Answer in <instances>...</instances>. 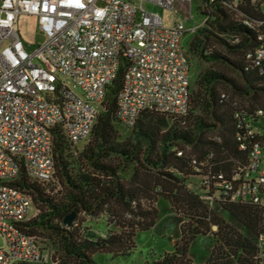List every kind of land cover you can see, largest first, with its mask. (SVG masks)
Here are the masks:
<instances>
[{
	"label": "trees",
	"instance_id": "1",
	"mask_svg": "<svg viewBox=\"0 0 264 264\" xmlns=\"http://www.w3.org/2000/svg\"><path fill=\"white\" fill-rule=\"evenodd\" d=\"M198 8L204 26L194 31L188 51L208 67L193 85L190 79L185 114L146 110L133 127L123 125L131 132L120 136L123 60L82 151L74 150L78 144L59 124L52 129V178L33 179L22 165L10 182L38 212L20 230L46 244L52 264H96V254L125 257L136 249L137 232L169 227L173 251L146 264H197L189 249L199 237L212 244L198 264L260 263L264 203L230 201L219 175L249 179V151L255 144L264 148V116L258 114L264 109V61L248 58L264 46V4L199 0ZM70 214L75 218L67 226ZM86 219H104L105 230L87 226Z\"/></svg>",
	"mask_w": 264,
	"mask_h": 264
},
{
	"label": "built area",
	"instance_id": "2",
	"mask_svg": "<svg viewBox=\"0 0 264 264\" xmlns=\"http://www.w3.org/2000/svg\"><path fill=\"white\" fill-rule=\"evenodd\" d=\"M146 2L170 11L172 24L144 9ZM192 2L0 0V236L7 244L0 248V264L51 262V254L20 230L32 201L10 182L22 165L33 179L52 178V129L63 124L69 141H86L123 60L127 68L117 97L120 123L131 128L146 110L186 113L190 62L182 40ZM22 16L38 19L43 41L36 48L18 29ZM248 58L260 65L264 46ZM55 92L60 97H53ZM258 114L264 116V109ZM262 145L249 151L245 176L251 179L240 182V173L231 180L219 175L230 201L264 203ZM258 247L259 264H264V227Z\"/></svg>",
	"mask_w": 264,
	"mask_h": 264
},
{
	"label": "rangeland",
	"instance_id": "3",
	"mask_svg": "<svg viewBox=\"0 0 264 264\" xmlns=\"http://www.w3.org/2000/svg\"><path fill=\"white\" fill-rule=\"evenodd\" d=\"M199 0H193L191 5V14L189 20H187L184 16V20L187 27V33L183 36L182 45L184 50L187 52V56L190 58L191 62V74L190 79L192 85L194 84V79L196 78L197 74L200 72L201 69L208 67V65L200 64L198 60H194L191 54L188 51V42L190 41L191 37L194 35V31L197 28L204 26L205 18L199 14L198 8ZM144 9L149 12L159 14L165 24L167 26L172 24L171 20V12L166 10L165 8L153 4V3H144ZM18 29L21 32L22 38L25 42L29 43L31 48H36L42 41L43 37L39 30V23L38 19L35 16H22L19 20ZM218 49H222L221 45H217ZM232 77H235V74L228 70L226 72ZM119 135L124 136L125 133L129 135L131 132L130 130L126 129L123 124H118ZM128 131V132H126ZM88 144V142H83L74 147L75 151H82V149ZM162 206L164 207L165 202L162 201ZM161 207V204L160 206ZM161 207V208H163ZM37 209L35 206L32 205L31 210L26 218V220L32 219L37 214ZM86 225L92 227L98 232H103L105 230L106 224L104 219L99 220H88L86 219ZM171 227L166 229L165 231L157 230V229H150L147 231H139L135 237L136 249L128 256L125 257H114L110 254H96L94 255V260L96 264H146L151 263L155 258L163 255L166 252H172L174 249L173 241H171ZM38 244L40 249L44 252L50 253V250L47 249L46 244L38 239ZM212 244L211 239L199 237L190 247L189 252L192 255L194 261L198 264L203 256H207L208 247ZM6 241L3 237L0 236V248L6 247ZM46 264H52L48 262Z\"/></svg>",
	"mask_w": 264,
	"mask_h": 264
},
{
	"label": "water",
	"instance_id": "4",
	"mask_svg": "<svg viewBox=\"0 0 264 264\" xmlns=\"http://www.w3.org/2000/svg\"><path fill=\"white\" fill-rule=\"evenodd\" d=\"M74 218L75 214L68 215L64 220V224H66L67 226H71L73 224Z\"/></svg>",
	"mask_w": 264,
	"mask_h": 264
},
{
	"label": "crops",
	"instance_id": "5",
	"mask_svg": "<svg viewBox=\"0 0 264 264\" xmlns=\"http://www.w3.org/2000/svg\"><path fill=\"white\" fill-rule=\"evenodd\" d=\"M187 20H189V17L187 18ZM174 243V242H173Z\"/></svg>",
	"mask_w": 264,
	"mask_h": 264
}]
</instances>
